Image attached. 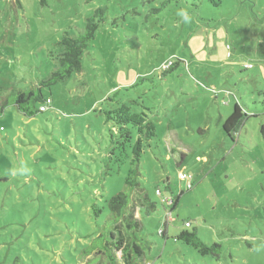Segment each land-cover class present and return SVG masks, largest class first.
Wrapping results in <instances>:
<instances>
[{
	"label": "rangeland",
	"instance_id": "rangeland-1",
	"mask_svg": "<svg viewBox=\"0 0 264 264\" xmlns=\"http://www.w3.org/2000/svg\"><path fill=\"white\" fill-rule=\"evenodd\" d=\"M193 1L0 0V106L49 80L66 32L94 33L78 70L41 85L47 110L0 113V264H107L86 251L102 233L119 264H264V0ZM117 102L156 125L136 173L130 149L109 155ZM236 102L248 117L231 139ZM122 190L121 220L95 216ZM186 220L219 259L176 239Z\"/></svg>",
	"mask_w": 264,
	"mask_h": 264
},
{
	"label": "trees",
	"instance_id": "trees-1",
	"mask_svg": "<svg viewBox=\"0 0 264 264\" xmlns=\"http://www.w3.org/2000/svg\"><path fill=\"white\" fill-rule=\"evenodd\" d=\"M194 2V1H193ZM204 3L209 8H219L221 7L223 0H196L194 3H190V6L197 7L201 3ZM94 38V33L92 32L91 25L85 31H82L79 36L71 37L66 32L62 41L59 44L63 47L60 66L52 74L48 81H42L39 86L33 85L27 90L14 89L9 95L6 96V105L0 106V113H3L7 105H13L19 112H21L26 117H32L37 112H42L41 107L45 105H39L44 99L41 92V85L46 83L54 84L58 80L67 78L73 71H76L80 67V62L78 56L82 54V51ZM176 62H170L166 71L170 70L175 66ZM2 90V89H1ZM111 100V99H110ZM114 101V100H113ZM47 110V109H46ZM105 114L106 122H112L118 127L117 132H111L110 134V144L112 148L109 151L111 159H115L114 162L119 163L118 154H125L127 149H130L132 154V165L135 169H130L129 172L136 173L138 166L141 163L142 156L145 152V148L150 146L153 139L156 137V125L149 117L148 113L144 110L134 109L133 106L128 105L124 102H117L116 105L103 109ZM248 113L245 108L236 102L233 111L227 117L223 124V130L230 136L231 139H235V136L241 130L242 126L246 122ZM122 151V153H121ZM118 153V154H117ZM185 155H182V160H184ZM126 185L128 188L133 185V181L128 177L126 179ZM178 203L176 199L174 205H172L169 210H173ZM132 206L131 192L127 190H122L112 196L106 201L105 207L97 208L93 205V212L95 216H100L104 211L110 210L113 215V220H121L125 212ZM132 210V209H131ZM189 223V224H187ZM167 226V222H165ZM185 227L182 229L176 239L183 240L184 242L192 245L203 255L212 254L214 257L219 259L220 252L222 250L221 245L216 242H206L204 241L196 228L189 229L191 226V221H185ZM167 233L166 228L161 232L162 235ZM111 239H114L115 232H110ZM109 238V241L111 240ZM108 239L104 233L100 234L98 237L92 240L91 244L87 247V253L96 252L97 254H103L107 259V264H119L117 256L114 254L112 247L108 245ZM135 249L139 254H143V250L134 243ZM118 250H122L123 241L119 239L115 246ZM129 257V256H128ZM11 264H20L16 259Z\"/></svg>",
	"mask_w": 264,
	"mask_h": 264
},
{
	"label": "built area",
	"instance_id": "built-area-1",
	"mask_svg": "<svg viewBox=\"0 0 264 264\" xmlns=\"http://www.w3.org/2000/svg\"><path fill=\"white\" fill-rule=\"evenodd\" d=\"M251 66V65H250ZM41 109L42 110H46V106H42L41 107ZM180 179L182 180V181H184V180H186V183H187V187H188V189H192L193 188V183H192V181H191V179H192V175L191 174H187V173H183V172H181L180 173ZM187 224H189V223H187Z\"/></svg>",
	"mask_w": 264,
	"mask_h": 264
},
{
	"label": "clouds",
	"instance_id": "clouds-1",
	"mask_svg": "<svg viewBox=\"0 0 264 264\" xmlns=\"http://www.w3.org/2000/svg\"><path fill=\"white\" fill-rule=\"evenodd\" d=\"M47 109V108H46Z\"/></svg>",
	"mask_w": 264,
	"mask_h": 264
}]
</instances>
